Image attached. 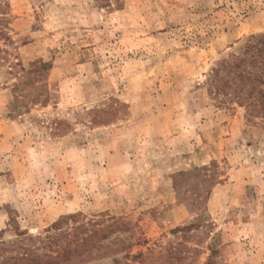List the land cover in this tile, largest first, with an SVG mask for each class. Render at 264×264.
<instances>
[{
  "label": "rangeland",
  "instance_id": "obj_1",
  "mask_svg": "<svg viewBox=\"0 0 264 264\" xmlns=\"http://www.w3.org/2000/svg\"><path fill=\"white\" fill-rule=\"evenodd\" d=\"M7 1L18 58L51 70L41 102L12 115L0 72V230L107 214L129 230L84 264H142L129 257L181 241L185 264L211 242L216 264H264V120L207 92L216 63L264 34V0ZM191 224L190 239L170 233Z\"/></svg>",
  "mask_w": 264,
  "mask_h": 264
},
{
  "label": "trees",
  "instance_id": "obj_2",
  "mask_svg": "<svg viewBox=\"0 0 264 264\" xmlns=\"http://www.w3.org/2000/svg\"><path fill=\"white\" fill-rule=\"evenodd\" d=\"M12 19L9 2L0 0V72L11 81V115L17 113L21 106L41 102L43 95L38 91L45 92L44 82L51 70V63L41 59L25 66L18 58ZM207 84L208 94L219 97L220 104L242 107L247 119L264 120V34L249 35L241 40L234 52L220 59L210 70ZM101 216L103 218L99 220L86 218L81 213L65 215L36 236L20 230L10 219L9 229L0 230V264L87 263L95 259L93 256H97L95 253L101 248V242L129 230L121 219L107 214ZM198 226L176 227L170 233L181 234V239H190L186 236ZM11 230L15 239L4 241L3 236ZM207 251L203 264H216L212 242L208 244ZM188 254L189 248L181 241L163 247L156 255L147 253L146 257L140 251L129 258L134 263L140 260L142 264L148 261L150 264H185Z\"/></svg>",
  "mask_w": 264,
  "mask_h": 264
},
{
  "label": "crops",
  "instance_id": "obj_3",
  "mask_svg": "<svg viewBox=\"0 0 264 264\" xmlns=\"http://www.w3.org/2000/svg\"><path fill=\"white\" fill-rule=\"evenodd\" d=\"M25 22V23H24ZM12 25V27H13V29L14 28H16L15 26L17 25V21H13V23L11 24ZM22 25V27L24 28V26H25V28H26V26H27V21H21V22H19V26H21Z\"/></svg>",
  "mask_w": 264,
  "mask_h": 264
}]
</instances>
